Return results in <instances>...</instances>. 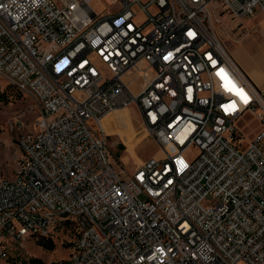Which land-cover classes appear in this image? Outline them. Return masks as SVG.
I'll return each mask as SVG.
<instances>
[{
  "label": "built area",
  "instance_id": "2783aa9c",
  "mask_svg": "<svg viewBox=\"0 0 264 264\" xmlns=\"http://www.w3.org/2000/svg\"><path fill=\"white\" fill-rule=\"evenodd\" d=\"M217 5L264 12V0H0V75L38 107L0 178V262L72 229L53 264H264V87L215 33ZM131 106L161 154L128 169L101 119Z\"/></svg>",
  "mask_w": 264,
  "mask_h": 264
},
{
  "label": "rangeland",
  "instance_id": "374dc122",
  "mask_svg": "<svg viewBox=\"0 0 264 264\" xmlns=\"http://www.w3.org/2000/svg\"><path fill=\"white\" fill-rule=\"evenodd\" d=\"M109 1L103 0L105 4ZM211 21L224 47L229 52L231 50L234 56L245 59L249 68L257 67L260 56L258 49L264 51V12L256 11L252 16L239 19L231 16L221 5H217ZM1 95L5 98L0 100V178H10L20 157L17 139L21 133L33 129L38 107L29 95L16 89L0 75ZM111 113L112 116L102 117L101 124L114 158L130 169L150 157L161 154L134 106L117 109ZM239 127L242 128L244 140L247 141L258 129V123L256 120H250L249 124L243 121ZM195 152L193 147L191 155ZM113 164L118 167L120 163L113 159ZM72 240V235L65 232L54 240L53 250H46L39 246L35 242V236H32L26 241L24 248H13L11 256L15 254V259L23 264L31 257H38L46 264H53L54 261L67 257ZM0 264L13 263L11 260H5Z\"/></svg>",
  "mask_w": 264,
  "mask_h": 264
},
{
  "label": "crops",
  "instance_id": "0c3cea01",
  "mask_svg": "<svg viewBox=\"0 0 264 264\" xmlns=\"http://www.w3.org/2000/svg\"><path fill=\"white\" fill-rule=\"evenodd\" d=\"M258 51L260 52V56L258 57L259 59L257 60V67L254 66L249 68V63L245 59H242L239 56H234L232 51L230 50L229 52L228 50V52L233 56V58L236 60V62L239 64L242 70L247 74V76L250 77V79L258 87H264V51L260 49H258ZM109 116H112V113L105 115L104 118Z\"/></svg>",
  "mask_w": 264,
  "mask_h": 264
},
{
  "label": "trees",
  "instance_id": "16d2710c",
  "mask_svg": "<svg viewBox=\"0 0 264 264\" xmlns=\"http://www.w3.org/2000/svg\"><path fill=\"white\" fill-rule=\"evenodd\" d=\"M1 94H3V93H1ZM5 97H4V95H1L0 96V100H2V99H4ZM68 233L69 234H71L72 235V237L74 238V236H75V231L74 230H70V231H68ZM54 240L55 239H52V238H50V237H47V238H42V237H37L36 239H35V242L39 245V246H41L43 249H46V250H53L54 248H55V243H54ZM70 244H72V242L70 243ZM8 260H11V262L14 264V260H13V258L12 257H10ZM29 261H30V264H46L44 261H42L40 258H38V257H31V258H29Z\"/></svg>",
  "mask_w": 264,
  "mask_h": 264
},
{
  "label": "bare ground",
  "instance_id": "6f19581e",
  "mask_svg": "<svg viewBox=\"0 0 264 264\" xmlns=\"http://www.w3.org/2000/svg\"><path fill=\"white\" fill-rule=\"evenodd\" d=\"M222 43V42H221ZM228 51V50H227ZM114 111H116V110H114ZM111 113V112H110Z\"/></svg>",
  "mask_w": 264,
  "mask_h": 264
}]
</instances>
